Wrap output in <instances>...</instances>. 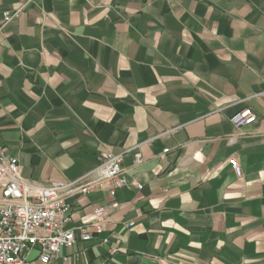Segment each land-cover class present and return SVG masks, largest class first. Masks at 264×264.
<instances>
[{
	"label": "crops",
	"instance_id": "obj_1",
	"mask_svg": "<svg viewBox=\"0 0 264 264\" xmlns=\"http://www.w3.org/2000/svg\"><path fill=\"white\" fill-rule=\"evenodd\" d=\"M27 1L0 0V145L32 182L90 181L109 152L142 184L69 196L93 237L50 264H264V0Z\"/></svg>",
	"mask_w": 264,
	"mask_h": 264
},
{
	"label": "built area",
	"instance_id": "obj_2",
	"mask_svg": "<svg viewBox=\"0 0 264 264\" xmlns=\"http://www.w3.org/2000/svg\"><path fill=\"white\" fill-rule=\"evenodd\" d=\"M26 4L27 0H21ZM22 9L5 11L4 23L17 18ZM257 121V114L250 107H244L231 117V122L240 131ZM176 129L168 132L175 131ZM124 154L102 152L98 164L92 171L94 178L90 181H67L40 184L29 181L22 176L18 157L9 156L0 145V264H31L29 254L38 249L45 264L56 260L61 250L71 247L76 241V230L84 241L92 239L93 234L86 227H70L72 217L71 205L67 198L76 194H87L96 189L109 190L115 196L118 189L133 185L141 189L142 184L128 176L129 170L123 167ZM144 162L141 153L135 154L134 164ZM238 177L243 170L237 158L230 161ZM117 204H113L116 207ZM107 210H95L90 226L95 233L104 232ZM129 226L134 223H129ZM103 244L109 239L103 238ZM119 249L110 248L114 254ZM68 260L67 257L64 258Z\"/></svg>",
	"mask_w": 264,
	"mask_h": 264
}]
</instances>
